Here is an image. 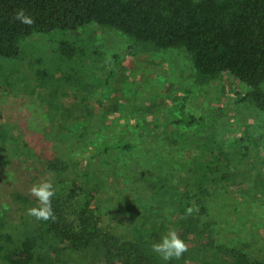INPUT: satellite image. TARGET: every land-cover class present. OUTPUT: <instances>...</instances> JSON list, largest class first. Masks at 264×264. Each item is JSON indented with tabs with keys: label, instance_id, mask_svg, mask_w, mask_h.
Segmentation results:
<instances>
[{
	"label": "rangeland",
	"instance_id": "rangeland-1",
	"mask_svg": "<svg viewBox=\"0 0 264 264\" xmlns=\"http://www.w3.org/2000/svg\"><path fill=\"white\" fill-rule=\"evenodd\" d=\"M249 90L228 72L204 80L184 48L145 47L97 24L33 34L18 57L0 60V240L36 239L37 264H103L99 244L76 250L40 237L29 190L49 180L72 218L87 207L117 237L160 242L177 228V205L159 202L151 180L171 167L213 229L214 247L187 244L183 264L234 251L264 260V112L243 101ZM220 151L233 172L214 183L209 171L200 193L198 163Z\"/></svg>",
	"mask_w": 264,
	"mask_h": 264
},
{
	"label": "trees",
	"instance_id": "trees-1",
	"mask_svg": "<svg viewBox=\"0 0 264 264\" xmlns=\"http://www.w3.org/2000/svg\"><path fill=\"white\" fill-rule=\"evenodd\" d=\"M20 8L34 18L33 26L14 20ZM90 24L116 29L145 47L184 48L204 80L230 73L250 88L243 101L264 112V0H0V60L18 57L21 43L33 34L74 31ZM60 48L68 57L75 53L67 43ZM202 161L198 163L200 175L194 180L200 193L211 179L209 171L215 176L214 183L225 181L233 172L232 159L224 151ZM176 176L171 167L162 170L151 180L152 190L159 202L162 196H169L172 207L177 205L175 230L180 238L209 251L214 240L211 224L204 221L206 207L192 195L193 186L187 184L184 190ZM193 205L198 211L186 215ZM52 206L56 220L40 221V237L52 236L76 250L99 244L104 251L103 264H183L189 260L187 253L179 260L164 261L153 252L152 245L159 242L161 234L148 241L117 237L101 226L87 207L72 218L55 197ZM36 241L27 238L8 248L0 240V257L9 264H37ZM190 260L193 264H264V260L240 251H234L231 260L194 255Z\"/></svg>",
	"mask_w": 264,
	"mask_h": 264
},
{
	"label": "clouds",
	"instance_id": "clouds-1",
	"mask_svg": "<svg viewBox=\"0 0 264 264\" xmlns=\"http://www.w3.org/2000/svg\"><path fill=\"white\" fill-rule=\"evenodd\" d=\"M14 20L29 27L35 23L31 14L27 13L23 8L16 10ZM29 191L30 195L38 201V204L35 207L29 208L27 214L38 221H55L56 215L52 206V200L56 195L54 184L49 180H44L31 186ZM194 210L198 211L195 205L188 207L186 215H192ZM152 250L164 261H172L181 259L184 253L188 251V245L180 238L177 230L169 229L160 242L153 243Z\"/></svg>",
	"mask_w": 264,
	"mask_h": 264
}]
</instances>
